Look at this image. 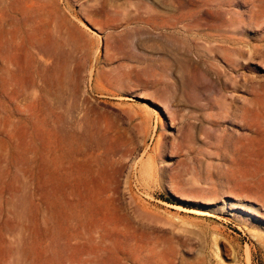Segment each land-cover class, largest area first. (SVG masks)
Returning a JSON list of instances; mask_svg holds the SVG:
<instances>
[{
  "label": "rangeland",
  "instance_id": "374dc122",
  "mask_svg": "<svg viewBox=\"0 0 264 264\" xmlns=\"http://www.w3.org/2000/svg\"><path fill=\"white\" fill-rule=\"evenodd\" d=\"M174 1L0 0V264H264V0Z\"/></svg>",
  "mask_w": 264,
  "mask_h": 264
},
{
  "label": "bare ground",
  "instance_id": "6f19581e",
  "mask_svg": "<svg viewBox=\"0 0 264 264\" xmlns=\"http://www.w3.org/2000/svg\"><path fill=\"white\" fill-rule=\"evenodd\" d=\"M152 1V0H151ZM174 1V0H173ZM172 0H171V5H169L168 3H166L165 5L166 6H168V11L169 12H172L173 10H174V8H173V5L175 6L176 4V2L174 1L173 2ZM180 1H182V0H180ZM192 1V0H191ZM115 2V1H114ZM168 2V1H167ZM170 2V1H169ZM195 2V1H194ZM202 2V1H201ZM205 2H206V0H205ZM212 2V1H211ZM215 2H218V1H215ZM264 2V1H263ZM159 3L161 4L162 2H160L159 1ZM158 3V4H159ZM179 3V2H178ZM181 3H184L183 1L181 2ZM180 3V4H181ZM189 3V2H188ZM209 3H210V0H209ZM148 4V3H147ZM154 4H157V3H154ZM168 4V5H167ZM196 4V3H195ZM201 4V3H200ZM241 4V3H240ZM23 5V4H22ZM32 5V4H31ZM29 6L30 8H32V6ZM114 5V4H113ZM163 5V4H162ZM182 5V4H181ZM191 5H192V3H191ZM211 5H212V3H211ZM214 5V4H213ZM24 6V5H23ZM241 6V5H240ZM243 6V5H242ZM176 7H178V6H176ZM182 7V6H181ZM185 7V6H184ZM188 7V6H187ZM192 7H194V4H193V6ZM192 7H189V8H192ZM213 7V6H212ZM24 8V7H23ZM22 8V9H23ZM26 8V7H25ZM147 8H149V7H147ZM179 8H180V6H179ZM183 8V7H182ZM253 8H256V7H253ZM139 9V8H138ZM145 9V8H144ZM181 9V8H180ZM218 9V8H217ZM220 9H221V7H220ZM257 9V8H256ZM24 10V9H23ZM141 10H142V8H141ZM3 11V10H2ZM181 11V10H180ZM218 11V10H217ZM139 12V11H138ZM141 12V11H140ZM190 12V11H189ZM198 12V11H197ZM209 12V11H208ZM150 13V12H149ZM154 13V12H153ZM206 13V12H205ZM223 13V12H222ZM224 14H226V13H224ZM209 16H210V13L208 14ZM207 15V16H208ZM211 16H212V14H211ZM221 16H222V14H221ZM228 16V15H227ZM230 16H232V15H230ZM44 17H46V16H44ZM113 17H115V16H113ZM202 17H204V16H202ZM214 17H215V15H214ZM217 17V16H216ZM31 17H28V19L26 20V22L25 23H23V25H24V27H27V29H26V31L27 32H29V33H31V32H33V31H35V29H36V27H38L40 24H46V23H48L46 20H45V18H43L42 19V17H41V19H30ZM162 18V17H161ZM165 18V17H164ZM207 18V17H206ZM205 18V19H206ZM232 18V17H231ZM157 19H159V18H157ZM166 19V18H165ZM168 19V18H167ZM199 19V18H198ZM214 19V18H213ZM217 19V18H216ZM215 19V20H216ZM223 19V18H222ZM10 20V19H9ZM65 20H66V18H65ZM152 20V19H151ZM150 20V21H151ZM162 20V19H161ZM164 20V19H163ZM181 20V19H180ZM184 20V19H183ZM182 20V21H183ZM209 20V19H208ZM207 20V21H208ZM1 24H0V66H2V67H4V68H6L7 70H8V72H9V76H10V78H9V84H8V87H7V91H8V95H9V100L12 102V103H17V101H18V96H19V91H20V80H19V77H18V73H19V65L18 64H20V61H19V56L21 55L20 54V50L21 49H23V48H26V49H29V50H31V52L33 53H35L36 54V51H37V55L40 53V54H42L43 56H51V54H52V51H53V49L51 50V48H49V46H48V44H50V39H49V37L48 38H42V39H35V41L34 42H31V43H27V45L25 44L26 42H25V40L23 39V37H20V35H17L18 34V32L20 31V29H18L17 30V32L15 31V25L14 24H12V23H9V29H7V24H6V22H7V20L6 19H4V18H1ZM198 21V20H197ZM196 21V22H197ZM205 21V20H204ZM220 21V20H219ZM226 21V20H225ZM210 22V21H209ZM216 22H218V21H216ZM221 22V21H220ZM227 22V21H226ZM230 22V21H229ZM237 22V21H236ZM174 23H175V21H174ZM191 23V22H190ZM194 23H195V21H194ZM222 23V22H221ZM229 25L231 24V23H228ZM234 24V23H233ZM173 25V24H172ZM211 26V25H210ZM224 26H225V23H224ZM29 27V28H28ZM213 27V26H212ZM228 28V27H227ZM5 32V35L3 34ZM210 32V31H209ZM214 31H212V33H213ZM217 32V31H216ZM215 32V33H216ZM211 35V34H210ZM220 35H222V34H220ZM224 35V34H223ZM236 36V35H235ZM142 39V38H141ZM229 39H231V38H229ZM212 40V39H211ZM223 42V41H222ZM221 45V44H220ZM219 46V45H218ZM229 46V45H228ZM239 47H241V46H239ZM238 47V48H239ZM151 48H153V47H151ZM164 48V47H163ZM218 48V47H217ZM237 48V47H236ZM237 48V49H238ZM155 49V48H154ZM167 49V48H166ZM56 51L58 50V49H55ZM231 50H232V48H231ZM60 51V50H59ZM166 52V51H165ZM168 52V51H167ZM58 53V52H57ZM61 53V52H60ZM219 53V52H218ZM237 53V52H236ZM170 54V53H169ZM234 54V53H233ZM249 54V53H248ZM247 54V55H248ZM250 54H251V52H250ZM249 54V55H250ZM236 55V54H235ZM234 55V56H235ZM41 56V55H40ZM161 56V55H160ZM214 56H216V55H214L213 54V57ZM233 56V57H234ZM151 57H153V56H151ZM154 57H159V56H154ZM252 57V56H251ZM46 58V57H45ZM48 58V57H47ZM52 58V57H51ZM245 58V57H244ZM49 59V58H48ZM53 59V58H52ZM51 59V60H52ZM216 59V58H215ZM225 59L226 60H230L229 59V57L228 56H226L225 57ZM218 60V59H217ZM235 60V61H234ZM250 60V59H249ZM220 61V60H219ZM231 61V63H235V62H237V66H239V64L242 66V67H245L246 66V64H244V63H242V62H239L238 61V59L236 58V59H231L230 60ZM222 63V62H221ZM45 64V63H44ZM264 64V63H263ZM216 65H217V63H216ZM219 65V64H218ZM171 66V65H170ZM220 66H222V65H220ZM236 66V65H235ZM240 66V67H241ZM219 67V66H218ZM246 67H248V66H246ZM186 68V67H185ZM215 68V67H214ZM213 68V69H214ZM22 70V69H21ZM232 70L234 71V70H236V68L234 67V68H232ZM220 71V70H219ZM218 72V71H217ZM216 72V73H217ZM226 72V71H225ZM224 73V72H223ZM226 74H228V71L225 73V75ZM232 75V74H231ZM234 76V75H233ZM225 84H227V83H225ZM256 84V83H255ZM229 88V87H228ZM27 90V89H26ZM233 90V89H232ZM28 91V90H27ZM34 91V90H33ZM196 95V94H195ZM198 97V96H197ZM223 97V96H222ZM20 98V97H19ZM213 98H215L216 99V97H213ZM221 98V97H220ZM226 98V97H225ZM21 99V98H20ZM50 99V98H49ZM218 99V98H217ZM184 100V99H183ZM196 99H194V101H195ZM221 100H222V98H221ZM51 104V103H50ZM251 104H253V103H251ZM199 106V105H198ZM202 105H200V107H201ZM264 106V105H263ZM232 107V106H231ZM246 107V106H245ZM29 109V108H28ZM258 112V111H257ZM260 114V113H259ZM257 119V118H256ZM227 120V119H226ZM250 120V119H249ZM247 122V121H246ZM222 123V122H221ZM240 123H242V124H244V122H240ZM196 124V123H195ZM238 124H239V122H238ZM197 125V124H196ZM10 126H11V124H10ZM195 127V126H194ZM223 127V126H222ZM255 129H256V127H254ZM254 130V129H253ZM194 132H195V130H194ZM194 134V133H193ZM191 135V134H190ZM191 137H194V135L192 136L191 135ZM238 138V137H237ZM192 141V140H191ZM193 142V141H192ZM245 142V141H244ZM249 142V141H248ZM133 143V142H132ZM209 144V143H208ZM235 145V144H234ZM241 145V144H240ZM244 145V144H243ZM250 145V144H249ZM133 146V145H132ZM132 146H130V148L132 147ZM242 146V145H241ZM236 147V146H235ZM111 149V148H110ZM115 150H116V148H114ZM120 149V148H119ZM114 150V151H115ZM122 150V149H121ZM126 150V149H125ZM253 150V149H252ZM113 151V150H112ZM119 151V150H118ZM127 151V150H126ZM122 152V151H121ZM102 153V152H101ZM111 154V153H110ZM116 154H117V152H116ZM118 154H120V152L118 153ZM82 155V154H81ZM100 155V154H99ZM131 155V154H130ZM102 156V155H101ZM122 156V155H121ZM156 156V155H155ZM128 157V156H127ZM126 157V158H127ZM113 158V157H112ZM123 158V157H122ZM129 158V157H128ZM114 159V158H113ZM124 159V158H123ZM118 160V159H117ZM116 160V161H117ZM139 160H141V163H140V166H141V169L139 170V174H140V178L144 181V182H148L149 180H153L154 179V176H155V170H156V162H155V158H154V155L153 154H150V155H148L147 156V158H146V156L145 157H141ZM138 160V161H139ZM108 161V160H107ZM119 161V160H118ZM137 161V162H138ZM83 162V161H82ZM135 166V165H134ZM136 168V167H135ZM135 171V170H134ZM199 179H201V177H199ZM151 182V181H150ZM83 215V214H82ZM80 217H82V216H80ZM79 225H80V222H79ZM80 235H81V233H80ZM81 237H82V235H81ZM78 238V237H77ZM79 238H80V236H79Z\"/></svg>",
  "mask_w": 264,
  "mask_h": 264
}]
</instances>
